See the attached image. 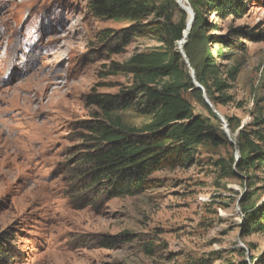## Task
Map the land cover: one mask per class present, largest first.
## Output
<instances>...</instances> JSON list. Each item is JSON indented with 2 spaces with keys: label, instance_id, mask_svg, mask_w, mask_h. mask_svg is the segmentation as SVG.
Here are the masks:
<instances>
[{
  "label": "rangeland",
  "instance_id": "1",
  "mask_svg": "<svg viewBox=\"0 0 264 264\" xmlns=\"http://www.w3.org/2000/svg\"><path fill=\"white\" fill-rule=\"evenodd\" d=\"M173 11L175 21H187L177 2ZM208 20L220 24L218 35L238 26L254 33L238 53L243 65L228 92L232 100L215 106L237 144L204 92L185 91L197 115L222 125L218 135L226 142L203 143L192 166L156 172L152 187L137 196L84 208L72 196L66 161L80 121L98 112L85 98L93 89L116 94L132 87L130 76L106 75L105 65L162 43L140 37L122 54L101 56L98 33L125 25L94 18L87 0H0V237L14 234L21 252L15 264H264V165L239 170L233 162L241 129L264 135V0H252L242 19ZM218 48L197 43L193 53L201 63ZM140 109L125 120L141 126ZM101 237L123 242H92Z\"/></svg>",
  "mask_w": 264,
  "mask_h": 264
},
{
  "label": "trees",
  "instance_id": "2",
  "mask_svg": "<svg viewBox=\"0 0 264 264\" xmlns=\"http://www.w3.org/2000/svg\"><path fill=\"white\" fill-rule=\"evenodd\" d=\"M251 1L190 0L196 20L185 51L215 106L232 100L228 92L243 65L238 53L247 51L243 39L254 38V33L246 26H238L229 28L227 35H218L215 32L221 30L220 24L209 22L208 17L242 19ZM87 4L94 18L125 25L120 30L103 29L98 33L97 54L107 53L109 57L122 54L137 38L146 36H155L162 45L136 52L123 63L112 61L105 65L106 75L130 76L132 87L116 94L93 89L85 98L98 112L80 121L78 143L66 161L72 196L84 208L115 198L137 196L152 187L151 177L156 172L192 166L196 150L203 143L226 142L218 135L222 125L217 127L212 119L197 115L193 104L183 95L185 91L198 89L177 49L187 21H175V0L165 5L152 0H87ZM203 42L218 44L219 48L215 53H207L200 63L193 49L195 44ZM223 60L231 62L230 65H223ZM138 106L144 117L139 127L124 117L137 111ZM239 133L240 159L233 157L237 168L264 165V135L259 132L251 135L244 129ZM14 239V234L7 231L0 237V264L18 262L21 252ZM92 242L114 248L123 240L101 237Z\"/></svg>",
  "mask_w": 264,
  "mask_h": 264
},
{
  "label": "water",
  "instance_id": "3",
  "mask_svg": "<svg viewBox=\"0 0 264 264\" xmlns=\"http://www.w3.org/2000/svg\"><path fill=\"white\" fill-rule=\"evenodd\" d=\"M184 1H187V2L189 3L188 0H176V2H177L180 6H182L181 3H183ZM189 8H190V10L192 11V14H193V16H192V22H191L190 25H187V28H186V30H185V33L187 32V33H186L187 35L184 34V37H185V36L189 37V35H190V31H191V29L193 28V22H195V20H196V13H195L193 7H192V6H189ZM183 9H184L185 11H188L187 8H183ZM188 40H189L188 38H187V39H184V43L186 44V43L188 42ZM180 53L183 55V57H184V59H185V63H186V65H187V66L189 67V69H190V74H191V78H192V80H193V83H194V85H195V89H198V90L204 92V97H205L206 102L208 103V105H209V106L214 110V112L218 115V117L221 119V121H222V123L225 125V127H227V128L230 130V125H229V123L227 122L226 118L222 115L221 112L218 111V109L215 107V105L212 103V101L210 100L209 96L207 95V91H206L205 87L199 82V80H198V75H197L196 71L193 69V67L191 66V63H190V61L188 60L186 53L183 52V51H180ZM234 144H236V143H234ZM236 159H237V161H239V159H240V155L236 156Z\"/></svg>",
  "mask_w": 264,
  "mask_h": 264
},
{
  "label": "bare ground",
  "instance_id": "4",
  "mask_svg": "<svg viewBox=\"0 0 264 264\" xmlns=\"http://www.w3.org/2000/svg\"><path fill=\"white\" fill-rule=\"evenodd\" d=\"M182 4V6H180V8L182 9V10H184L183 8H187L188 9V11H186L187 12V14H188V18H187V25H190L191 24V22H192V16H193V14H192V11L190 10V8H189V6H191V4L190 3H188L187 1H184L183 3H181ZM193 25H194V22H193ZM192 30V29H191ZM187 33V32H186ZM185 33V35H187ZM190 33H191V31H190ZM190 36V35H189ZM189 39V37H187V36H185L184 38H183V40H181L179 43H178V47H179V49H180V51H183V52H185L186 53V51H185V46H186V44L184 43V39ZM221 112V111H220ZM225 132H226V134L228 135V137L230 138V140L232 141V142H234V143H236L237 144V137H236V135L235 134H233L232 132H231V130H229L227 127H225ZM233 143V144H234Z\"/></svg>",
  "mask_w": 264,
  "mask_h": 264
}]
</instances>
